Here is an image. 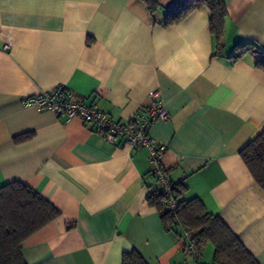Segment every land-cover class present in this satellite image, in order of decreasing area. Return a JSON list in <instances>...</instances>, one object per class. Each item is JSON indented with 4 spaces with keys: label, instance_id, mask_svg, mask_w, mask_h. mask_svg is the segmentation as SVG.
Returning <instances> with one entry per match:
<instances>
[{
    "label": "crops",
    "instance_id": "obj_1",
    "mask_svg": "<svg viewBox=\"0 0 264 264\" xmlns=\"http://www.w3.org/2000/svg\"><path fill=\"white\" fill-rule=\"evenodd\" d=\"M155 1L152 14L142 0H0V186L21 181L60 211L23 242L26 264H121L132 249L149 264H212L211 244L186 255L148 205L145 147L22 107L58 84L122 121L161 102L169 116L148 136L166 145L172 183L264 264V191L239 155L264 131V69L250 51L234 58L239 43L264 50V0H225L220 50L208 8L164 26L180 0Z\"/></svg>",
    "mask_w": 264,
    "mask_h": 264
},
{
    "label": "trees",
    "instance_id": "obj_2",
    "mask_svg": "<svg viewBox=\"0 0 264 264\" xmlns=\"http://www.w3.org/2000/svg\"><path fill=\"white\" fill-rule=\"evenodd\" d=\"M142 1L152 14L158 7L155 0ZM204 7L210 11L209 29L214 35L216 49L220 50L226 17L225 0H180L166 11L162 24H178L193 11ZM236 48L234 58H238L244 51H250L256 56L255 66L264 69V50L249 43H239ZM239 155L256 185L264 191V131L245 145ZM149 175L153 178L150 172ZM184 189L182 185L173 183V191L181 199L174 212L164 202L165 196L157 185L149 189L146 195L148 205L158 211L165 228L169 224V230L177 229L181 235V225L186 226L199 252L211 244L212 264H262L228 225L217 215L209 213L199 199L184 200ZM59 216L60 211L27 184L11 181L0 186V264H26L21 253L23 242ZM71 227L67 226L68 229ZM121 264L149 263L137 250L132 249L122 253Z\"/></svg>",
    "mask_w": 264,
    "mask_h": 264
},
{
    "label": "built area",
    "instance_id": "obj_3",
    "mask_svg": "<svg viewBox=\"0 0 264 264\" xmlns=\"http://www.w3.org/2000/svg\"><path fill=\"white\" fill-rule=\"evenodd\" d=\"M7 48L5 45L4 50ZM21 105L24 108L33 107L37 111H51L65 121L78 118L85 125H93L100 137L109 143H114L121 138L127 145L145 147L148 151L149 172L161 193L164 194V202L172 212L176 210L181 199L174 193L173 183L161 163L167 147L148 136V128L154 121L166 120L169 116L161 102L154 101L146 109L141 110L132 121H122L95 106L77 100L70 87L58 84L49 90H41L24 97ZM166 229H170L169 224L166 225ZM180 238L183 241L184 253L197 259L200 252L186 226L181 225Z\"/></svg>",
    "mask_w": 264,
    "mask_h": 264
}]
</instances>
